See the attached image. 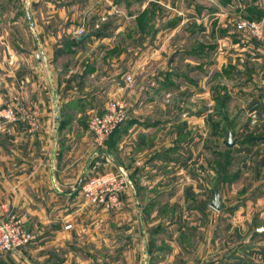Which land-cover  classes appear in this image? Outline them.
<instances>
[{"label":"rangeland","instance_id":"obj_1","mask_svg":"<svg viewBox=\"0 0 264 264\" xmlns=\"http://www.w3.org/2000/svg\"><path fill=\"white\" fill-rule=\"evenodd\" d=\"M146 1L0 0V100L42 88L59 103L61 128H83L89 137L86 176L120 169L118 159L125 166L132 205L124 198L120 210L106 211L82 196L80 204L95 212L83 224L92 228L90 243L75 250L85 264H142L148 237L153 264L163 255L165 264L221 262L253 234L231 232L232 218L264 223L248 213L264 196V0H158L157 31L147 36L136 18ZM102 14L112 22L110 36L76 43L79 28L85 32ZM241 19L258 21L262 36L240 31ZM201 42L215 47L187 52ZM113 96L128 104V118L99 143L90 118ZM216 192L221 210L211 205Z\"/></svg>","mask_w":264,"mask_h":264},{"label":"crops","instance_id":"obj_2","mask_svg":"<svg viewBox=\"0 0 264 264\" xmlns=\"http://www.w3.org/2000/svg\"><path fill=\"white\" fill-rule=\"evenodd\" d=\"M160 2L165 4L167 1ZM26 4L29 7L30 4L28 2ZM31 27L38 29L37 22L35 24L34 21V26ZM108 36L110 33L95 35L92 38L104 40ZM37 39L43 51L41 39L38 36ZM154 50L157 51L156 48ZM54 78L51 73V82ZM64 80L63 77L62 85L65 84ZM27 96L41 103L42 128L33 131L22 122L17 125L13 134H0V217L7 211L17 213L23 218L27 229L32 232L33 238L19 252L0 256V264L88 263L89 261H84L75 250L90 243L88 235L92 233V228L83 224L86 222L85 219L95 212L84 208L83 203L80 204L82 194L74 195L73 192L76 189V177L78 173L83 174L84 162L90 157L89 137H86L83 128H61L59 103L56 102L54 107L47 91L38 86L32 87L31 92L27 91ZM89 100L88 96L87 102ZM179 133L177 129L176 135ZM66 134L68 136L64 139L63 136ZM119 163L125 167L120 161ZM132 194V189L129 188L125 196L128 205H132L130 202ZM243 205L244 203L231 210L233 216ZM252 205L255 206L248 210L251 218L258 216L264 220V196L254 199ZM255 210H258L257 214ZM230 223L228 226L233 233L239 230L251 231L253 234L243 239L240 244L232 243L233 246L228 248L230 251L228 250L223 259L224 262L216 261L213 264H264V223L251 227L250 219L247 223L237 225L233 218ZM67 224H72V228L66 229ZM126 244L127 241L120 242L118 248ZM146 246L147 258L142 264H153V258L158 259V256L154 257V250L151 251L153 244L150 237L147 238ZM161 258L158 264H165L168 256L163 255ZM164 259L165 261H162Z\"/></svg>","mask_w":264,"mask_h":264},{"label":"built area","instance_id":"obj_3","mask_svg":"<svg viewBox=\"0 0 264 264\" xmlns=\"http://www.w3.org/2000/svg\"><path fill=\"white\" fill-rule=\"evenodd\" d=\"M106 14L95 22L99 27L106 20ZM244 34L260 38L263 27L258 21L241 19L237 23ZM79 28L77 35L84 32ZM133 76L126 77V87L132 85ZM128 104L117 96L111 97L102 112L94 113L89 122L90 129L96 140L102 143L122 122L128 118ZM42 108L38 101L30 100L22 93H14L8 100H0V134H13L19 123H26L33 131L42 128ZM130 185L126 172L120 169L104 168L92 174H87L81 185L80 193L90 204L106 211L120 210ZM72 228L67 224L66 229ZM33 236L25 227L24 221L15 213L7 211L4 219L0 220V256L19 252Z\"/></svg>","mask_w":264,"mask_h":264},{"label":"trees","instance_id":"obj_4","mask_svg":"<svg viewBox=\"0 0 264 264\" xmlns=\"http://www.w3.org/2000/svg\"><path fill=\"white\" fill-rule=\"evenodd\" d=\"M140 1V0H139ZM149 5H151L152 7H148L146 6L143 10L138 12V15L136 16L137 18V23H139V30L141 33H144L146 35H149V33H154L157 31L156 25H155V18H156V7L157 8H161V3L158 2V0H149ZM158 9V10H159ZM157 10V11H158ZM112 13L109 14V16ZM100 18V15L98 16L97 19ZM181 18L177 17L176 20H170L168 23H166V25L168 26H175L180 22ZM95 20H93V22L91 23L90 27H88L86 29V31H89V34L87 36H91V35H104L106 33H108L107 29L109 26L112 25L111 20H107V21H102V23L100 24L99 27H95ZM86 36V37H87ZM85 37V38H86ZM85 38L81 41H79L76 37V43H83L85 41ZM200 46L193 48V49H186L187 52L189 53H199V54H208L209 50H211L213 47H215V45H205L204 43H200ZM177 71V70H176ZM119 127H117L118 129ZM116 129V130H117ZM115 130V131H116Z\"/></svg>","mask_w":264,"mask_h":264},{"label":"water","instance_id":"obj_5","mask_svg":"<svg viewBox=\"0 0 264 264\" xmlns=\"http://www.w3.org/2000/svg\"><path fill=\"white\" fill-rule=\"evenodd\" d=\"M26 14H27V17H28V19H29V21H30L31 26H34V19H33V16H32V14H31V11H30L29 7H27V9H26ZM88 34H89V31H85V32H83L82 34L78 35L77 39H78L79 41H81V40H83ZM38 56L40 57V54H39ZM233 143H234L233 133H230L229 140H228L227 144H228V145H232ZM116 162H117L119 168L123 170V167L121 166V164H120L118 161H116ZM85 176H86V171L83 172V174H82V176H81V178H80V180H79V182H78V184H77V187H76V189H75L74 192H73L74 195H75V194H78V193L80 192V190H81V185H82V183H83V181H84ZM211 205H212L215 209H217V210H221V209H222V207H223V203H222V200H221V194H220L219 192H216V197H215V199L212 201Z\"/></svg>","mask_w":264,"mask_h":264}]
</instances>
